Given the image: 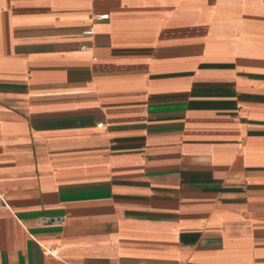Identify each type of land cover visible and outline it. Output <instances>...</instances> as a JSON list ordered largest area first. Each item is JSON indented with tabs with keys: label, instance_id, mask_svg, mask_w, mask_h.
I'll return each mask as SVG.
<instances>
[{
	"label": "crops",
	"instance_id": "obj_1",
	"mask_svg": "<svg viewBox=\"0 0 264 264\" xmlns=\"http://www.w3.org/2000/svg\"><path fill=\"white\" fill-rule=\"evenodd\" d=\"M0 264H264V5L0 0Z\"/></svg>",
	"mask_w": 264,
	"mask_h": 264
},
{
	"label": "built area",
	"instance_id": "obj_2",
	"mask_svg": "<svg viewBox=\"0 0 264 264\" xmlns=\"http://www.w3.org/2000/svg\"><path fill=\"white\" fill-rule=\"evenodd\" d=\"M262 5H264V0H258ZM86 35H91L92 31L85 32Z\"/></svg>",
	"mask_w": 264,
	"mask_h": 264
}]
</instances>
